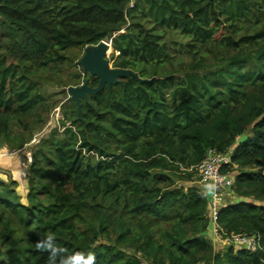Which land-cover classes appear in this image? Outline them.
<instances>
[{"label":"trees","instance_id":"obj_1","mask_svg":"<svg viewBox=\"0 0 264 264\" xmlns=\"http://www.w3.org/2000/svg\"><path fill=\"white\" fill-rule=\"evenodd\" d=\"M100 41L113 68L150 81L87 96L79 116L61 106L70 126L50 132L52 155L32 154L26 204L15 181L0 180V264H49L35 247L47 233L96 264H264V0H0V147L29 142L40 89L79 85L83 71L62 77L72 52ZM176 53L189 58L180 75ZM249 128L226 168L237 169L239 200L217 224L258 235L262 249L214 252L206 197L169 174L195 169L208 149L229 153Z\"/></svg>","mask_w":264,"mask_h":264},{"label":"rangeland","instance_id":"obj_2","mask_svg":"<svg viewBox=\"0 0 264 264\" xmlns=\"http://www.w3.org/2000/svg\"><path fill=\"white\" fill-rule=\"evenodd\" d=\"M258 29H261V26L257 27ZM165 40L167 41H175V42H179V43H185L184 38L172 34L169 35L168 37L165 38ZM106 42V41H105ZM109 43V42H107ZM174 46V45H173ZM112 53V50H110L107 53V57ZM174 53V52H172ZM175 55V58L172 59V65L174 66L175 71L177 72L178 75H180L182 73V70L184 68H186V65L189 61V58L187 56H184V54L182 53H176L173 54ZM79 56V57H78ZM80 55H79V51L78 50H74L72 52V57H71V63H70V67L71 68H66L63 72V80L64 82H67V76H69L70 74H73L74 72H79L81 74L82 69L79 65V59H80ZM82 79L85 80H89L93 77H91L88 73H82L81 75ZM82 80V81H83ZM81 81V84H83ZM77 85V86H79ZM73 86V85H71ZM70 87V86H68ZM68 87H60V86H54V85H46L43 88L40 89V93L42 95L45 96V100L43 102H40L39 105L37 106V111L36 113L38 114L37 116H39L41 122L38 123V119L37 118H33L32 120H30V124L32 126L33 122H34V130H33V134L31 136V139L29 140V142L23 146L22 149L20 150H13L11 149L12 152H14L16 155H19L20 161H21V166L22 169L25 170L26 176H23V179L19 182L20 185H18V187L16 188L17 192L23 197L22 202L23 204H26V200H25V196L27 193V188H28V183H27V179H28V175H29V164H30V160H31V156L32 154H38L41 152H49L51 151L50 155H52V148L48 145H50V142L48 141L49 138V134L51 131L55 130L60 133L63 128L61 125V121H64V117L61 111V106L67 107L68 103H71L67 100L68 98V94H67V88ZM54 104L56 105L54 107ZM66 126L69 127L70 123L64 121ZM15 129L14 124L12 125V130ZM75 129V128H74ZM250 131L251 128H249L248 130H246L240 137L237 138L235 145H233L230 149H229V153L234 149V147L242 142L243 140H245L247 137L250 136ZM42 142H46L44 143L46 146H42V144L40 145V143ZM108 153L109 154H117V151L114 150V145L110 144V146L108 147ZM7 154H9V151H6ZM39 155V154H38ZM92 155V154H90ZM231 173V175H233L235 177V175L237 174V169L235 167L232 168L231 171H229ZM169 174V173H166ZM186 174H191V177L189 178H185ZM170 176H172L173 181H174V186L176 188H183V189H187L190 186H196L199 187L201 192H203L205 189L201 188L200 183H199V174L197 169L194 168H190L188 170H186L185 168H180L177 171L171 172V174H169ZM9 180H11L9 178ZM4 182V181H3ZM65 190H67V187H65ZM204 196L206 198H209V192L206 191V193H204ZM237 198H239V195L235 192L234 189H232L231 194H229L226 198L227 202H236L235 200H237ZM211 224L208 227V237L209 238H216L215 241H213L212 239V246H213V251L214 252H223L226 250V248L229 246L228 244H226L223 240V237H219V235L215 234L214 228H211ZM219 238V239H217ZM9 243H4V245H2V243L0 242V253H3L6 251V249L8 248ZM235 250H239L236 249ZM125 251H127L128 253H132V249L131 248H125Z\"/></svg>","mask_w":264,"mask_h":264},{"label":"built area","instance_id":"obj_3","mask_svg":"<svg viewBox=\"0 0 264 264\" xmlns=\"http://www.w3.org/2000/svg\"><path fill=\"white\" fill-rule=\"evenodd\" d=\"M231 165L230 153H219L214 149L206 151L204 159L195 167L199 174V183L201 188L209 192L207 199V217L214 231L229 246L234 249L246 250L248 252L260 251V237L256 234H226L223 233L217 224L218 216L221 208L233 204L235 202H227L226 198L231 194L235 177L227 171V167ZM25 172V170H24ZM23 176H26L23 173ZM236 201V200H235ZM140 264H153L148 261H141Z\"/></svg>","mask_w":264,"mask_h":264},{"label":"water","instance_id":"obj_4","mask_svg":"<svg viewBox=\"0 0 264 264\" xmlns=\"http://www.w3.org/2000/svg\"><path fill=\"white\" fill-rule=\"evenodd\" d=\"M112 50L111 44L100 41L96 45H89L84 48L79 59V65L83 72L88 73L91 77L97 78L96 86H89L83 83L79 86H70L67 88L69 102L76 105L77 114L81 111V99L87 96H95L105 88L110 89L120 80L131 77L138 83L150 81L139 77L136 72L128 69L113 68L107 59V53Z\"/></svg>","mask_w":264,"mask_h":264},{"label":"clouds","instance_id":"obj_5","mask_svg":"<svg viewBox=\"0 0 264 264\" xmlns=\"http://www.w3.org/2000/svg\"><path fill=\"white\" fill-rule=\"evenodd\" d=\"M35 247L49 254V264H57V262L58 264H96V256L92 251H76L66 255L67 249L58 245L52 233H47L38 239Z\"/></svg>","mask_w":264,"mask_h":264},{"label":"crops","instance_id":"obj_6","mask_svg":"<svg viewBox=\"0 0 264 264\" xmlns=\"http://www.w3.org/2000/svg\"><path fill=\"white\" fill-rule=\"evenodd\" d=\"M0 153V180L4 182H8L9 178L20 185V181L23 179V172L21 166V161L19 158V155H16L14 152L11 151L10 148L6 145H2ZM14 150V149H13ZM6 151H9L10 153L7 154ZM17 190V189H16ZM239 200L237 198L236 202ZM214 228V226H211V228ZM215 241L216 238H211V240ZM219 239V238H217Z\"/></svg>","mask_w":264,"mask_h":264},{"label":"bare ground","instance_id":"obj_7","mask_svg":"<svg viewBox=\"0 0 264 264\" xmlns=\"http://www.w3.org/2000/svg\"><path fill=\"white\" fill-rule=\"evenodd\" d=\"M0 153L3 154V153L1 152V148H0Z\"/></svg>","mask_w":264,"mask_h":264}]
</instances>
